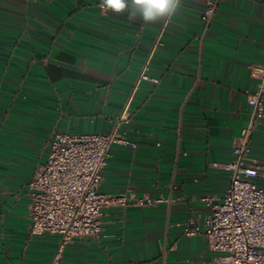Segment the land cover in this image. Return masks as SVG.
I'll list each match as a JSON object with an SVG mask.
<instances>
[{
    "label": "crops",
    "instance_id": "1",
    "mask_svg": "<svg viewBox=\"0 0 264 264\" xmlns=\"http://www.w3.org/2000/svg\"><path fill=\"white\" fill-rule=\"evenodd\" d=\"M100 4L0 0V264H51L56 253L57 236L31 234L28 195L53 137L117 122L124 142L99 189L128 205L105 209L100 236L68 245L61 264H218L184 223L210 215L228 187L250 124L246 92L257 90L251 66L264 60V0H181L151 24ZM146 64L158 83L140 82L129 102ZM250 146L264 165V118Z\"/></svg>",
    "mask_w": 264,
    "mask_h": 264
},
{
    "label": "built area",
    "instance_id": "2",
    "mask_svg": "<svg viewBox=\"0 0 264 264\" xmlns=\"http://www.w3.org/2000/svg\"><path fill=\"white\" fill-rule=\"evenodd\" d=\"M215 10L216 2L209 1L203 19H211ZM164 29L165 26L157 35L153 49L162 46ZM251 71L257 74L258 84L256 92H246L251 107L250 124L243 130L226 166L229 184L224 198L206 218H190L184 223L185 235L203 237L208 249L219 255L218 264H264V188L254 181L264 177V165L253 159L250 146L251 136L264 118V60L251 66ZM148 72L146 64L129 102L140 82L158 83ZM123 142L120 122L107 133H59L53 137L45 164L28 184L31 234L58 237L51 264H61L67 246L75 240L100 236L105 209L128 205L126 196L108 195L99 189L112 147Z\"/></svg>",
    "mask_w": 264,
    "mask_h": 264
},
{
    "label": "clouds",
    "instance_id": "3",
    "mask_svg": "<svg viewBox=\"0 0 264 264\" xmlns=\"http://www.w3.org/2000/svg\"><path fill=\"white\" fill-rule=\"evenodd\" d=\"M181 0H101V8L115 14L128 13L130 20L138 16L145 23H158L170 19L178 11Z\"/></svg>",
    "mask_w": 264,
    "mask_h": 264
}]
</instances>
